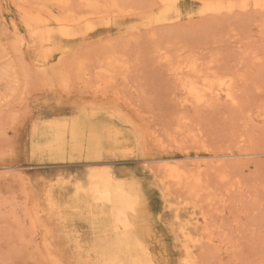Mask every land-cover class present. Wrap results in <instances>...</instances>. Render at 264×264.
<instances>
[{
	"label": "rangeland",
	"instance_id": "rangeland-1",
	"mask_svg": "<svg viewBox=\"0 0 264 264\" xmlns=\"http://www.w3.org/2000/svg\"><path fill=\"white\" fill-rule=\"evenodd\" d=\"M203 1L119 0L132 13L66 42L23 22L46 0H0V264H94L92 233L70 210H88L74 186L102 168L141 190L132 221L152 264H177L172 227L194 203L206 214L192 232L202 237L198 264H264V8L210 12ZM143 17L158 19L142 25ZM110 53L123 64L106 73ZM188 62L231 78L235 101L181 102L172 67ZM209 154L218 159L197 161ZM169 165L192 184L165 187ZM179 200L175 219L166 204Z\"/></svg>",
	"mask_w": 264,
	"mask_h": 264
},
{
	"label": "bare ground",
	"instance_id": "bare-ground-1",
	"mask_svg": "<svg viewBox=\"0 0 264 264\" xmlns=\"http://www.w3.org/2000/svg\"><path fill=\"white\" fill-rule=\"evenodd\" d=\"M20 1L24 2L26 0H20ZM46 1H47L46 3H48V6H46L45 8H42V12H38L34 15H30L28 13H24L25 11H23V18L25 19V21L23 19V22L28 26V28H27V26L25 25L26 26L25 28H27V30L29 28L31 30H36V28L38 29V27H40V26H45L60 41H66V42L71 41L74 38L84 36L89 31L92 32L97 24H105V25L109 26V25L116 23L115 19L118 16H124V15L127 16V14L132 13L131 10L130 9L128 10L127 8H125L119 2V0H76L78 2V5L74 6V8H73L74 0H46ZM176 1L177 0H159V2L165 8H170ZM248 4H251L254 8H258V9L264 8V0H239V1H236V0H214V1L204 0L203 1V11H210V12H219V11H223V10L224 11H231L236 7L245 8V6ZM51 6L56 7L59 10V12L54 13V11L51 9ZM157 19H158V17H154V18L153 17H143V24L142 25L150 24V23L156 21ZM79 27H80V29H78ZM28 32H30V30H28ZM155 44H157V43H155ZM67 51H68V47L65 46L60 51L59 55H63L62 53H66ZM116 56H118V55H116ZM116 56H114L112 53H110V55L107 57V61L105 63L106 67H104V70L106 71V73L112 72L113 69H115L116 65L123 64L120 61L121 59L116 58ZM161 56L162 55L160 53L159 58H161ZM168 57H169L168 55L167 56L164 55L165 60H169ZM48 61H49V58L38 59V66L39 67L46 66ZM185 62H187V61H185ZM81 63H83V62L81 61ZM178 64H179V62H178ZM180 64H181V62H180ZM78 67H80V66H78ZM81 67L79 70L82 69ZM196 67H198V66L195 65L194 63H191V62H188V64H185V65L184 64L178 65V66L176 65V66L172 67V73H173V75L177 76V80L179 82V86H180L179 90H180V93L182 96L181 102L188 103V104L191 103V105L194 104V105L200 106L202 104H205L210 97H214V101L216 99H220V98H224V99H227V100H230L233 102L235 101L233 90H232V84L233 83H232L231 78H227L225 76H219V75L215 76V75L203 74L202 71H200ZM86 68H87V66H86ZM61 70L62 69L59 68V70H57L56 72H57V77L60 78V80L63 84L65 81L62 78L63 73H60ZM83 70H87V69H83ZM83 70H81V71H83ZM62 72H65V71H62ZM66 77H67V75H66ZM174 79H176V78H174ZM172 80H173V78H172ZM178 82H176V83H178ZM179 99H180V97H179ZM210 100L211 99H209V101ZM207 103H209V102H207ZM203 106H206V105H203ZM188 132H190V131H188ZM197 136H199V135H197ZM214 157H217V159H218V156L216 154L215 155L209 154V155L197 157L198 158L197 161L200 158H210V159L212 158L213 159ZM189 158H190L189 160L192 161L194 157L192 158V160H191V157H189ZM184 159H187V158H184ZM86 160H88V159H86ZM164 160L166 163H169V161H170V160L168 161L166 159H164ZM173 160H176V159H173ZM189 160L187 159L188 162H189ZM222 160H223V158H222ZM96 161L97 160H95V162ZM171 161H172V159H171ZM176 161H178V160H176ZM195 161H194V163H195ZM198 162L200 163V161H198ZM190 163H193V162H190ZM194 163H193V165L197 164V163H195V164ZM163 165L165 166V164H163ZM176 165H178V164L176 163ZM181 165H184V164L181 163ZM197 165L199 167L200 164H197ZM221 165H219V166H221ZM179 166L180 165H178V168H179ZM214 166H216V165H214ZM173 167L175 168L176 166H173ZM170 168H171V166H170ZM174 168H171L169 170L170 171L169 173H165V172H167V170L166 171L164 170V173L166 175L163 174V176H161L162 180L164 182V185L167 183V187L168 186L170 187V185L174 182L175 185L177 186L175 188H177V189L178 188L181 189L183 187L188 188V186H190L192 184V180L194 181V178L191 180V182H189L190 185H188L186 187L185 185H187L186 179H187L188 175L186 174L187 175L186 176L183 173L184 172V171H182L183 168L178 169L176 167L178 170L176 168L175 169ZM110 170H111V168H110ZM110 170H108L106 168L94 170L87 175L86 179L83 182L78 181L75 183L74 195L76 194V195H79V197L81 196L80 198H82V197L84 198V199L83 198L82 199H83V201L84 200L86 201L85 205L88 208V210L85 207H82V208H85V209H82L80 207L74 206L71 208L70 212L72 214H75V215L76 214L77 215H83L87 229H88V231H90L92 233L91 234L92 240L90 241L91 243L89 245V248H90V250H93V252L96 253V260L94 261L95 262L94 264H152L150 254H149L147 248L144 246V244L147 242V240L144 239V236H142L141 232L137 229L138 226H136V221H132V214L134 213V209H135L134 208L135 206H133V204H136L135 200H137L139 203H143V195L140 192L141 190L138 191L137 188H134V185L136 184L133 181L134 179L132 180L131 178H128V177L124 178V176L123 177H117L120 175L116 176ZM179 170H181V172ZM189 171L191 172V175H192V171L191 170H189ZM189 171L187 173H189ZM151 172H152V170H151ZM194 172L196 175V172H198V171H194ZM197 175H198V173H197ZM156 178L158 179V175ZM188 178H189V180L187 179V181H190L191 178L190 177H188ZM157 179H155V180L161 181V179H159V180H157ZM195 179H196V177H195ZM198 179H196V180L198 181ZM155 180H154V182H155ZM160 181H159V183H162ZM200 181H201V179H200ZM149 182H150V180H149ZM174 183H173V185H174ZM195 183L197 184V182H194V184ZM158 185L161 186V184H158ZM173 185H171V186H173ZM165 187H166V185H165ZM168 188H166V189H168ZM200 188H201V185H200V187H198V189H200ZM138 189H140V187H138ZM196 189L197 188L195 187L194 190H196ZM194 190H193V192H194ZM197 190L194 193H197L198 192ZM171 193L174 194L175 192L174 193L171 192ZM190 194H192V193H190ZM190 196H192V195H190ZM190 196H189V198H190ZM79 197H78V199H79ZM192 197H194V196H192ZM162 198H164V197H162ZM187 198H186V200H187ZM196 200L197 199H195L194 201L196 202ZM80 202H82V201L80 200ZM192 202H193V199L190 203H192ZM78 203H79V201L76 204H78ZM145 204H146V202H145ZM180 204H182V202L180 200L177 202L167 201L166 207H168V209H171V212L173 211L175 219H180L179 218L180 215H178V210H180L179 209ZM211 204H212V202H211ZM195 208H196V204L194 203L191 207L189 219L181 222L179 225L172 227V231L174 233L173 235H174L175 240L177 242L176 245L178 246V248L181 251V253H180L181 257L179 258L177 264H198L197 263L198 256L196 255L194 249L196 247H199L198 245H199V243L201 241L200 239L202 237L194 238L192 232L194 230H196V231H199L201 229L203 230L204 225H202V224L206 222V216H205L206 214H204L201 211L197 212ZM181 209H182V207H181ZM186 209H187V207H186ZM161 214H163V213H161ZM170 215H172V214H170ZM157 218H158V216H157ZM185 218H188V215H187V217L185 216ZM207 218H209V217L207 216ZM93 257H94V255H93Z\"/></svg>",
	"mask_w": 264,
	"mask_h": 264
}]
</instances>
